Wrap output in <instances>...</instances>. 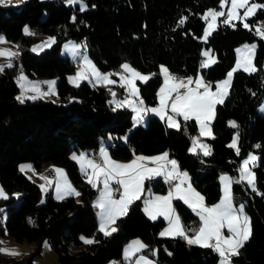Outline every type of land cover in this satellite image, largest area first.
<instances>
[{
    "label": "trees",
    "instance_id": "obj_1",
    "mask_svg": "<svg viewBox=\"0 0 264 264\" xmlns=\"http://www.w3.org/2000/svg\"><path fill=\"white\" fill-rule=\"evenodd\" d=\"M255 2L264 4V0ZM86 4L83 12L78 4L68 5L65 0H25L15 6H0V34L12 43L28 47L41 36L55 37L56 41L40 53L22 50L13 66L0 73V186L8 196L0 201L5 208L0 235L35 246L30 256L0 254V264H33V256L40 253L43 241L50 243L58 264H121L126 262L121 259L122 248L134 238L147 245L144 251L155 249L154 255L149 252L155 264H217L218 255L211 249L189 246L179 237H159L165 221L149 219L142 198L117 220V232L110 237L98 232L92 204L97 190L85 181L69 154L88 150L95 155L108 135L112 137L107 144L109 154L121 162L131 160L133 152L147 156L168 152L179 168L189 173L192 186L204 196L205 203L211 205L220 198L219 174H237L241 161L255 152L258 161L253 171L257 187L264 193V114L257 111L264 99V40L237 22L235 28L219 24L206 42L200 41L205 25L201 16L207 9L218 8L219 0H86ZM181 17L188 19L177 27ZM253 19L264 21V10ZM25 26L35 35H25ZM68 40L86 45L87 54L102 72L116 70L127 62L141 73L156 74L146 83L137 82L147 107L157 103L156 93L162 84L160 66L177 76L195 77L203 47L211 49L217 60L206 69L207 81L213 86L232 68L235 48L240 44L256 43L257 71L233 74L229 98L215 109L211 124L215 138L206 139L212 154L204 157L188 152L191 137L198 134L194 120L185 123L179 118L178 131L168 128L159 117L148 115L143 124L132 128L131 112L124 108L113 111L107 104L109 92L104 86L94 87L87 82L73 86L68 77L75 64L59 54ZM21 70L31 78L57 77L55 87L60 102H19L14 77ZM70 98L75 99L70 102ZM230 120L238 127H230ZM235 131L239 134V155L227 146ZM122 136L127 139L122 141ZM21 162L36 169L63 167L79 191V199L67 196L58 200L50 192L40 202L38 185L19 172ZM146 185L150 188V183ZM165 187L160 178L152 184L155 192H165ZM16 191L21 192L17 205L12 195ZM233 193H241L244 198L253 227L252 238L233 258L234 264H264V196L245 193L242 184H234ZM173 206L191 233L197 218L181 200L174 199ZM81 236L94 237L98 243L85 245Z\"/></svg>",
    "mask_w": 264,
    "mask_h": 264
},
{
    "label": "snow or ice",
    "instance_id": "obj_2",
    "mask_svg": "<svg viewBox=\"0 0 264 264\" xmlns=\"http://www.w3.org/2000/svg\"><path fill=\"white\" fill-rule=\"evenodd\" d=\"M19 2H23V0H19ZM11 3L12 0H0V5L3 6ZM65 3L68 5L78 4L81 12L87 9L86 0H65ZM260 10H264V4L257 3L255 0H219L218 10L207 9L201 16V19L206 23L204 35L201 39L206 42L216 31L219 24L235 28L237 26L235 22L239 21L245 29L253 31L254 35L264 40V21L253 19ZM75 19V16H73V22H75ZM187 19L188 17H181L177 27L184 25ZM23 31L25 35H35L28 26H25ZM55 42V37H49L42 44L35 45L32 51L42 50L43 47H51ZM4 43H8V41L3 35H0V44ZM65 48L73 57L80 58L78 71L74 77L68 78L73 86L79 87L81 81L87 80L94 87L96 85L106 87L117 83V81L111 79L112 76H119V86L127 92V95L124 99L117 100L116 93L109 89L112 96L109 104L114 105L113 111L119 108L131 109L134 113L133 127L142 123L145 115L151 112L162 121H166L168 128H174L178 131L181 130L178 117H182L185 123L195 120L199 126L200 136L212 138H215L211 129L215 109L217 105L223 104L228 97L233 74L240 69L249 74L257 71L253 63L256 44H245L236 49L237 61L235 67L227 73L224 80L215 83V90H213L212 82L206 81L199 73L195 78L192 76L181 77L171 73L165 66L161 65L160 74L163 76V83L156 93L158 105L150 108L145 105L135 82L139 80L146 83L152 75L156 74H142L127 62L121 64V72L104 73L88 58L86 45L70 43ZM82 48L84 52L80 51ZM18 55L19 52L0 48V57L8 60L6 65H0V72H3L5 67H12L11 61ZM201 55L205 57L200 64L202 69H207L217 63L211 49L202 51ZM44 83L48 85L47 92H41L38 84L27 81V78L21 74L18 77L21 94L16 99L24 103L25 100L56 96V82L46 81ZM28 92L34 94L27 95ZM72 99L75 98H70V102ZM229 126L232 128L238 127L235 121H229ZM184 130L187 131L186 128ZM121 139L126 140L127 137H121ZM191 139L193 147L189 149V152H194L199 147L204 156L212 154L210 146L199 142L198 137H191ZM227 146L234 149L237 155L240 154L238 133L233 135L232 141ZM71 158L80 165L81 172L86 177V182L99 192L93 206L99 209L98 232L105 237H110L118 231L115 226L117 220L127 214L130 205L134 201L141 199L145 181L156 177H163L165 182L171 185L170 191L167 196L150 195L145 198L143 210L151 220L163 216L168 222V226L159 234L161 237H179L185 240L189 246L197 245L201 248L211 249L220 257V264H234L233 258L241 254V250L245 248L253 236L252 221L245 211V205L234 206L233 194V184L245 183L254 193L264 196V193L257 190L256 176L250 167V165L254 166L257 160V157L251 153L240 165L239 178L234 179L227 175H221L222 195L218 203L210 206L205 203L204 196L192 187L188 173L180 171L176 160L169 159L168 152L157 156L136 155L133 152V159L124 163L113 160L102 146L99 161L95 158H89L84 152L79 153V155L73 153ZM20 170L22 172L25 170L34 171L31 165H22ZM53 170L57 174L55 181L56 199L62 200L65 196L80 195L68 181L63 169L53 168ZM40 178L45 180L47 184H52V181L48 180L46 176L41 175ZM173 181H178V183L172 184ZM113 184L118 185L119 189H114ZM40 187L42 191H46L45 185L42 184ZM116 191H119L118 199L115 198ZM0 199H8L3 188H0ZM174 199L183 201L199 217L200 226L192 230L193 234L191 236L188 234L189 229L182 224L180 216L173 208L172 202ZM29 223L34 224V221L29 219ZM224 229H227V235H225ZM7 234L5 229V235ZM80 240L85 245L98 243L94 237L81 236ZM2 243L4 241H0V244ZM43 247L46 250H51L48 241L43 242ZM146 247L147 245L139 239L133 240L125 248L124 259L126 261L132 260L136 254ZM0 254L8 256L22 255L16 249L7 248H0ZM112 264H116V262H112ZM134 264H153V262L140 255L135 259Z\"/></svg>",
    "mask_w": 264,
    "mask_h": 264
},
{
    "label": "rangeland",
    "instance_id": "obj_3",
    "mask_svg": "<svg viewBox=\"0 0 264 264\" xmlns=\"http://www.w3.org/2000/svg\"><path fill=\"white\" fill-rule=\"evenodd\" d=\"M23 1H25V0H23ZM20 3H22V2H19V0H12V3L11 4H9V5H13V6H15V5H18V4H20ZM9 5H7V6H9ZM0 6H3V5H0ZM215 9H219V7L218 8H215ZM237 22H239V21H236L235 23H237ZM205 27H206V23H205V25H204V28H203V31H202V34H201V36H200V41H202V42H205L204 40H202L201 39V37H203V35H204V29H205ZM25 28V27H24ZM24 30V29H23ZM0 35H2V34H0ZM4 36V35H3ZM5 37V36H4ZM49 37H51V36H41L38 40H36V41H32L30 44H29V46L27 47V46H25V45H23L22 43H20V42H17V43H12L11 41H9L6 37V40L8 41V43H4V44H0V48H3V49H10V50H12V51H14V52H21L22 50H24V49H29L31 52H33V53H40V52H42L43 50H45L46 48H48V47H43L42 48V50H39V51H32V49H33V47L35 46V45H40V44H42V42L43 41H45V40H47V38H49ZM70 43H72V44H81L80 42H75V41H73V40H68V41H66V42H64L63 44H62V46H61V49H60V52H59V54L61 55V56H67V57H69L70 59H71V61L75 64V70H74V72L69 76V77H74L75 76V74H76V72L78 71V62H79V57H73V55L70 53V52H68L67 50H66V48H65V46L66 45H70ZM245 44H248V45H251V44H256V43H243V44H240L239 46H237L236 48H235V62H234V64H233V66H232V68L233 67H235V65H236V61H237V52H236V49H238V48H241L243 45H245ZM83 49V48H82ZM82 49H80V51L82 52ZM207 49H209V48H205V47H203L202 48V50H201V52L202 51H204V50H207ZM255 51H256V49H255ZM86 54H87V52H86ZM213 54V53H212ZM87 56H88V58L93 62V60L90 58V56L87 54ZM254 56H255V52H254ZM254 56H253V63H254ZM14 58H16V57H14ZM203 59H205V57H202V55H201V61L203 60ZM13 60V59H12ZM8 63V60L6 59V58H4V57H0V65H6ZM11 63H13V61H11ZM94 63V62H93ZM95 64V63H94ZM200 64H201V62H200ZM96 65V64H95ZM255 66V65H254ZM6 68V67H5ZM98 68V67H97ZM199 74L200 75H202L201 73H202V71H201V67L199 66ZM231 68V69H232ZM230 69V70H231ZM229 70V71H230ZM122 70H121V67L120 68H118V69H116V70H108V71H105L104 73H108V72H121ZM228 71V72H229ZM238 71H243V69H240V70H238ZM102 72V71H101ZM227 72V73H228ZM243 72H245V71H243ZM0 73H2V72H0ZM141 73V72H140ZM160 73H161V68H160ZM227 73H226V75H227ZM245 73H247V72H245ZM21 74H23L26 78H27V81H29L30 82V80H32L31 82L32 83H36V84H38L39 85V88H40V90H41V92H47L48 91V85L46 84V83H44V82H46V81H55V82H57V77H45V79H42V81H40V79L41 78H39V77H33V78H30V77H28L25 73H24V71L23 70H21V71H18L17 72V74L15 75V77H14V80H15V82H16V85H17V87H18V93H17V95H16V97L17 96H19L20 94H21V88H20V86H19V84H18V77L21 75ZM142 74H145V73H142ZM145 75H148V74H145ZM226 75H225V77L223 78V79H221V80H224L225 78H226ZM162 76V75H161ZM68 77V78H69ZM196 77V76H195ZM194 77V78H195ZM33 79H35V80H33ZM111 79H113V80H115V81H117V83L116 84H113V85H108V86H104L105 88H106V90L109 92V97H108V100H107V104L113 109V107H114V105H110L109 104V101L110 100H112V96H111V93H110V91H109V89H111V91L112 92H115L116 93V99L117 100H122V99H124V97L127 95V92L123 89V88H121L120 86H119V84H120V79H119V76H112L111 77ZM205 79V78H204ZM206 80V79H205ZM221 80H219V81H221ZM207 81V80H206ZM82 82H87L88 84H90V85H93L92 83H89L87 80H83V81H81L80 82V84L82 83ZM137 82H140V83H144V82H141V81H139V80H137L135 83H136V86L138 87V89H139V86H138V83ZM218 82V81H217ZM162 83H163V76H162ZM55 85H56V83H55ZM96 86H99V85H96ZM193 87H194V85H193ZM121 89H123V91H121ZM213 90H215V84H214V86H213ZM55 91H56V87H55ZM34 93H32V92H28L27 93V95H33ZM141 96V95H140ZM142 98V97H141ZM229 98V95H228V97L225 99V101L227 100ZM42 99H44V100H51V101H55V102H60L59 101V98L57 97V95L56 96H51V97H45V98H42ZM143 99V98H142ZM158 105V98H157V103L154 105V106H149L150 108L151 107H156ZM119 109H121V108H119ZM124 109H127V110H129L130 112H131V120H132V128H135V127H137L138 125H141V124H143V122L142 123H140V124H137L135 127H133V123H134V121H133V116H134V113L131 111V109H129V108H124ZM257 111L259 112V113H261V114H264V99L261 101V103L257 106ZM148 115H151V116H157V115H155L154 113H151V112H149V113H147L146 115H145V117H144V119L148 116ZM158 117V116H157ZM179 118L180 119H183L182 117H178V121H179ZM195 121V120H194ZM230 121H233V120H230ZM167 124V123H166ZM196 126H197V130H198V134L195 136V137H198L199 138V142H202V143H204V144H207V145H209L208 143H207V141H206V139H209V138H211V137H209V136H200V133H199V126L196 124ZM234 134H237L236 133V131L233 133V135ZM109 137H111L110 135H108L107 136V138L106 139H103V140H101V142H100V145H99V148H98V151H99V153H100V149H101V147L103 146L104 148H105V150L108 152V154H109V151H108V149H107V144L108 143H110V141L112 140V137H111V139H109ZM122 137H126V136H122ZM233 137V136H232ZM122 141H125V139H121ZM232 141V139L230 140V142ZM229 142V143H230ZM228 143V144H229ZM193 147V144H192V142L190 143V145H189V147H188V152H189V149L190 148H192ZM81 152H84V153H86L87 155H88V157L89 158H94V157H92L93 156V153H92V151H88V150H85V151H80V152H75V151H72L70 154H69V158L72 160V161H74L75 163H76V165H77V167H78V169H79V171L81 172V169H80V165L77 163V161L76 160H73L71 157H72V154L73 153H76L77 155H79V153H81ZM162 153H164V152H162ZM162 153H159V154H155V155H148V156H157V155H160V154H162ZM190 154H201L202 156H204L203 155V152L200 150V148L199 147H197L196 149H195V151L194 152H189ZM251 154H253V155H255L256 157H257V160H256V162H255V165L257 164V161H258V155L255 153V152H250ZM249 153V154H250ZM249 154L247 155V157L246 158H244L242 161H241V163L244 161V160H246L247 158H248V156H249ZM95 156V155H94ZM96 156H99V155H97L96 154ZM109 156H110V154H109ZM144 156H147V155H144ZM100 157V156H99ZM111 157V156H110ZM205 157V156H204ZM112 158V157H111ZM98 161H99V159H98V157L96 158ZM113 159V158H112ZM133 159V158H132ZM131 159V160H132ZM114 160V159H113ZM130 160V161H131ZM116 161V160H115ZM118 162H120V161H118ZM241 163H240V165H241ZM22 165H31V167H32V169H34V171H28V170H25V171H21L20 170V168H21V166ZM240 165H239V167H238V170H239V168H240ZM254 165V166H255ZM254 166H252V165H250V167L252 168V171H253V167ZM51 168H48L47 166L46 167H44V168H42V169H36V168H34L33 166H32V164H30V163H28V162H21V163H19L18 164V169H19V172L20 173H22L27 179H29L30 181H32V182H34L35 184H37L38 185V187H39V189H40V191H41V201L40 202H42V201H44L45 199H46V197H47V195H48V193H52V197L53 198H55L56 199V184H55V181H56V178H57V174L55 173H53V174H51L52 172L50 171V170H52L53 168H60V169H63L64 170V173L66 174V176H67V179H68V181L71 183V185L76 189V187L72 184V182H71V180L69 179V177H68V175H67V173H66V170L63 168V167H59V166H50ZM237 170V174H234V175H230V174H228V173H220L219 174V176H218V181H219V184H220V192H221V182H220V177H221V175H227V176H229V177H231V178H234V179H237V178H239V171ZM180 171H182V172H187L186 170H182V169H180ZM254 172V171H253ZM188 173V172H187ZM81 174H82V172H81ZM41 175H43V176H46L47 178H48V180H50V181H52V184L51 185H49V184H47L46 183V181L45 180H43V179H41L40 177H41ZM83 175V174H82ZM84 176V175H83ZM188 177H189V182L191 183V180H190V176H189V173H188ZM159 178V177H158ZM84 179H85V181H86V177L84 176ZM160 179H161V181L164 183V185L166 186L165 188H166V190H165V192H155V191H153L152 190V184L153 183H155V181L157 180V177L156 178H154V179H152V180H148V181H145V183H144V191L142 192V194H141V198H142V202H143V209H144V199L145 198H148L150 195L151 196H167L168 195V193H169V191H170V187H171V185L169 184V183H166L165 182V180H164V178L162 177H160ZM146 182H148V183H150V188H148L147 187V185H146ZM175 183H178V181H173L172 182V184H175ZM45 185V188H46V191H42L41 190V187H40V185ZM242 185H243V191L245 192V193H247V194H250V193H254L245 183H241ZM241 184H239V185H241ZM192 185V184H191ZM234 185V184H233ZM100 187H102V185H100ZM193 187V186H192ZM0 188H2L1 186H0ZM113 188L115 189V188H119V186L118 185H115V184H113ZM194 188V187H193ZM149 189H150V192H149ZM97 190V189H96ZM257 190L259 191V192H261L259 189H258V187H257ZM76 191H78L77 189H76ZM79 192V191H78ZM116 192H118V191H116ZM16 194H19V195H16ZM234 194V193H233ZM13 197L15 198V200H14V204L15 205H17V203H18V200L20 199V196H21V192H19V191H16V192H14L13 194ZM221 195H222V192H221V194H220V197H221ZM99 196V192L97 191V195H96V197H95V199H94V201L92 202V204L94 205V202L97 200V197ZM65 197H67V196H65ZM73 197L74 198H76V199H79V196H74L73 195ZM235 197H237V199L235 198ZM119 198V197H118ZM117 198V199H118ZM1 200H3V199H0V201ZM219 200H220V198H219ZM219 200L217 201V202H215L214 204H216V203H218L219 202ZM183 202V201H182ZM245 203V200H244V198L242 197V195H241V193H237V194H234V206H239L240 204H244ZM172 204H173V202H172ZM211 205H213V204H211ZM187 206V205H186ZM210 206V205H209ZM96 208V207H95ZM173 208H174V206H173ZM4 206L2 205V206H0V223L1 222H3L4 220H5V212H4ZM192 211V210H191ZM177 212V211H176ZM193 212V211H192ZM98 213H99V209L98 208H96V214H97V219H98V221H99V217H98ZM193 214H194V216L197 218V225L196 226H192L191 227V233L190 232H188V234L191 236L193 233H192V230L193 229H196V228H198L199 226H200V221H199V217H197L196 215H195V213L193 212ZM248 215V214H247ZM147 216V215H146ZM148 217V216H147ZM157 218H162L164 221H165V225L160 229V231H159V234H160V232L163 230V229H165L167 226H168V222L164 219V217L163 216H159V217H157ZM98 228H99V226H98ZM224 231V233H225V235H227V229H224L223 230ZM159 237H161L160 235H158ZM88 238H91V237H88ZM161 238H171V237H161ZM137 239H139L140 241H141V239L140 238H134V239H131V241H129V242H126L125 244H124V246H123V248H122V253H121V259L122 260H124V261H126L125 259H124V251H125V248L130 244V242H132L133 240H137ZM172 239V238H171ZM0 241H4V243H2V244H0V248H7V249H16V250H18L19 251V253H21L22 255H17V256H8V255H4V254H1V255H3V256H8V257H14V258H21V257H23V256H25V255H32V254H30L31 253V251H33V249L35 248V246H34V244L33 243H31V242H28V241H22V242H18V241H15V240H12V239H10V238H8V237H2L1 236V239H0ZM44 242V241H43ZM43 242H42V244H41V248H40V253L39 254H37V255H35V256H33V262H35V264H58V262H57V257H56V255H55V253L53 252V250L51 249L50 251L49 250H46V249H44V247H43ZM151 254H153V253H155V252H151L149 249H147V250H145L144 251V249L140 252V253H138V254H136V256H134L133 258H132V260H129V261H126V262H128V263H126V262H122L121 264H134V262H135V259L138 257V256H140V255H143L144 257H146L148 260H150V261H152L153 262V264H155V260L153 259V257H150L149 256V254L150 253ZM154 255V254H153ZM218 255V254H217ZM218 262H217V264H220V257L218 256ZM112 262H115V261H112ZM112 262H110V264H112ZM118 264H120V263H118Z\"/></svg>",
    "mask_w": 264,
    "mask_h": 264
},
{
    "label": "crops",
    "instance_id": "obj_4",
    "mask_svg": "<svg viewBox=\"0 0 264 264\" xmlns=\"http://www.w3.org/2000/svg\"><path fill=\"white\" fill-rule=\"evenodd\" d=\"M200 69V68H199ZM199 69H198V72H197V74L199 73ZM201 71H202V76L207 80V77H206V69H201ZM26 74V73H25ZM197 74H196V76H197ZM27 75V74H26ZM29 77V76H28ZM31 78V77H30ZM42 79H45V77H42L41 79H40V81H42ZM33 80H35V79H33ZM32 80H30V82H31ZM72 84V83H71ZM73 85V84H72ZM166 122V121H165ZM93 153V152H92ZM94 154V153H93ZM96 154L97 155H99L100 156V153H99V151H97L96 152ZM169 159H173L172 157H170V155H169ZM115 160V159H114ZM116 161H118V160H116ZM130 161V160H129ZM129 161H127V162H129ZM121 162V161H120ZM124 163H126V162H124ZM48 168H51L50 166H47ZM34 170V169H33ZM51 172H53L54 174L56 173L53 169L52 170H50ZM158 178V177H157ZM160 178V177H159ZM162 178V177H161ZM98 226H99V221H98ZM131 241V240H130ZM153 252H155V249L153 250Z\"/></svg>",
    "mask_w": 264,
    "mask_h": 264
},
{
    "label": "built area",
    "instance_id": "obj_5",
    "mask_svg": "<svg viewBox=\"0 0 264 264\" xmlns=\"http://www.w3.org/2000/svg\"><path fill=\"white\" fill-rule=\"evenodd\" d=\"M12 61L13 62H16L17 60H16V58H13ZM92 157H94L95 159L98 157V159L100 160V157L99 156H96V154H95V156L93 155ZM51 174H53V172ZM115 189H119V188H115ZM118 197H119V191L118 192H115V198H118Z\"/></svg>",
    "mask_w": 264,
    "mask_h": 264
},
{
    "label": "bare ground",
    "instance_id": "obj_6",
    "mask_svg": "<svg viewBox=\"0 0 264 264\" xmlns=\"http://www.w3.org/2000/svg\"><path fill=\"white\" fill-rule=\"evenodd\" d=\"M0 239H1V235H0Z\"/></svg>",
    "mask_w": 264,
    "mask_h": 264
}]
</instances>
